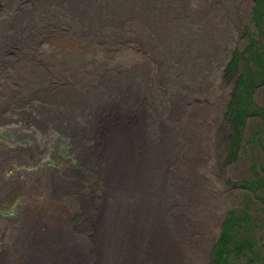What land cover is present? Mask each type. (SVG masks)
Masks as SVG:
<instances>
[{"label":"rangeland","instance_id":"374dc122","mask_svg":"<svg viewBox=\"0 0 264 264\" xmlns=\"http://www.w3.org/2000/svg\"><path fill=\"white\" fill-rule=\"evenodd\" d=\"M149 1L160 7L158 0ZM182 1L187 8L180 18L165 13L160 21L148 16L151 24L142 22L147 46L135 35L115 34L112 27L89 30L80 22L81 5L76 1L0 0V264H114L101 255L99 233L90 228L106 214L108 218L114 205L129 210L145 195L138 188L126 191L106 183L104 173L90 162L89 148L101 135L93 120L100 104L80 106L86 93L81 86L77 91V83L52 74V66L66 56L78 57L80 63L97 62L99 69L77 71L79 79L98 81L93 89L100 91L104 70L121 79V94L110 90L112 79L106 83L108 89L101 95L108 104L104 113L127 125L128 118L140 121L149 142H156V125L168 121L166 111L173 110L174 99H181L186 111L195 106L206 110L201 125L207 140H200L204 163H195L194 169L206 185L197 195L186 192L198 216L197 227L180 229L184 264H264V187L258 182L264 178V135L257 131L264 116L249 114L244 123L229 113L247 68V46L256 40L264 50V17L256 23L253 16L257 9L264 11V0L177 3ZM148 6L153 7L150 2ZM210 12L221 13L216 28ZM44 69H50L46 85L33 90L28 72ZM250 96L264 110V81ZM71 101L78 107L73 119ZM123 110L126 115L119 116ZM179 155L177 159L190 160ZM182 181L180 175L177 182ZM117 194L122 196L119 201L113 199ZM96 196L104 199L102 211L94 206ZM151 199L145 200L153 211L156 199ZM170 200L161 198L162 211ZM246 214L248 221L232 239V247L220 245L229 219L243 221ZM44 222L54 224L65 237L55 243L58 256L48 250Z\"/></svg>","mask_w":264,"mask_h":264},{"label":"bare ground","instance_id":"6f19581e","mask_svg":"<svg viewBox=\"0 0 264 264\" xmlns=\"http://www.w3.org/2000/svg\"><path fill=\"white\" fill-rule=\"evenodd\" d=\"M70 2L81 5L80 17L82 18H80V22H84L89 30V26L97 32L99 30L108 31V27H112L115 34L133 37L135 35L139 41L142 38V43L147 46H149V36L147 32L142 30V22L151 24V18L154 21H160L165 13L175 20L176 16H182L187 8L185 2L177 3L178 0H158L160 7L149 0H70ZM148 2L153 7L145 8L144 5H148ZM148 16L151 17L150 20ZM209 17L216 28L215 23L221 18V13L212 14L210 12ZM73 19L75 18L72 17ZM122 23L123 25H121ZM67 24H72V22L68 21ZM69 26L73 27L72 25ZM61 59L63 60L62 63L57 61L58 64L52 66V74L57 75V77L68 78L73 84L77 83L79 85L77 91H80L81 86L83 92L86 93L81 94L80 106H85L86 102L93 104L92 101L100 104L94 109L96 112L93 113V120L97 128L100 129L101 135L94 139L96 143L89 148V152H91L90 162L94 163L97 171L104 173L106 183L114 182L118 186H116L117 188L126 191L138 188L139 191L142 190L145 193L142 195L143 197H138L129 210L128 206L125 210L116 204L113 210L109 212L108 218L106 214V218H102L104 221H97L92 224L93 226L91 225L90 230L93 233H99L100 241H97L96 244H98L101 255L114 260V264H184L186 257L182 256L179 250L182 245L180 229L183 225L197 227L195 223L198 216L197 209L186 201V192L197 195V192H200L206 185L205 179H201L198 176L199 173L194 170L195 163L201 167L203 162L200 140L203 143L207 140V136H205L206 128L201 125V119L207 114L206 110L195 106L192 107L194 110L186 111L182 100L174 99L173 110L166 111L168 121L156 125L160 129L156 142H149L144 127L139 123L140 121L133 122L128 118L126 120L127 125L125 120L118 119L108 114L109 112L104 113L105 106L108 104L103 102L101 95L103 91L108 89L106 83L112 79L114 85L110 90L116 94H121L123 88L119 85L120 78L116 81L113 72L104 70L103 79L99 80L101 84L100 91H98L93 89L94 86L91 87L92 84H98V81L90 80L89 82L79 79L80 76L77 73L79 68L88 71L99 69L97 62L80 63L78 57L72 56L61 57ZM28 74L31 76L32 89L35 90L45 84L50 76V69L28 72ZM131 78V75L127 77V79ZM44 88L46 86L42 89ZM117 100L115 99V101ZM75 104L77 103L73 104L72 101L69 103L70 119L77 115L74 109H78V107H75ZM137 108L140 109V106ZM199 110L202 111L197 114ZM118 115L125 116L126 113L123 110L119 111ZM196 117L198 118L196 119ZM160 120L162 121L163 118ZM141 121H143V117H141ZM142 140L146 141V143H142L143 147L140 146ZM79 141L80 139H77L73 142ZM179 153L187 156L190 160L177 159V157L180 158ZM174 164H178V167L168 169ZM180 175L183 179L181 184L177 182ZM172 190H177V193L170 194L169 192ZM117 195L113 196V199L115 201L121 200L122 196ZM177 196L184 199L177 200ZM164 197L172 199L168 203H163L166 211H162L159 206L161 198ZM146 198L148 200L149 198H152L151 200L156 199L155 210L151 211L149 201L145 200ZM95 199L97 202H94V206L102 211L103 206L101 204L104 203V199L97 196ZM137 215L142 216L140 218ZM148 220L150 222H147ZM165 221L171 225L167 226ZM243 221L247 223L244 218ZM41 226L45 229L49 241V252L58 256L59 252L55 243L58 245L65 240L63 233L57 230L52 223L44 222L41 223ZM136 236L139 242L135 241ZM102 238L105 239L104 242ZM229 245L232 243L230 242ZM229 245L227 244V246ZM186 247L192 248L189 244ZM40 251L42 255H46V251L44 252L42 248ZM197 262L201 263L200 260Z\"/></svg>","mask_w":264,"mask_h":264},{"label":"trees","instance_id":"16d2710c","mask_svg":"<svg viewBox=\"0 0 264 264\" xmlns=\"http://www.w3.org/2000/svg\"><path fill=\"white\" fill-rule=\"evenodd\" d=\"M253 13L256 23L257 21L260 22V20H262L261 18L264 17V11L259 12V10L257 9L253 11ZM262 21H264V18ZM257 42L258 41L256 40L250 41L249 45L246 48L248 51H250V56L247 60V68L243 73L241 81H238V90H240H235V95L236 93H238V95L235 99L232 100L231 107L229 108L230 115H234V117L232 118H234L235 120L236 118H238L239 120H243L244 123L246 122V118L249 114L264 116V110L257 106L254 103L252 96H250L253 89L264 81V50L262 49V47L257 46ZM247 95L250 96L249 100L245 98V96ZM240 123L242 124V121ZM257 131L261 132L264 135V119L263 124H261V127H258ZM260 177L263 178V175H261ZM258 182L262 187H264V178L261 181L258 180ZM243 218L248 221L247 214ZM245 223L246 222L244 221L229 219L226 227L224 228L222 238L221 240H219L220 245L227 246V244L229 245L230 242L232 243V239L237 235V231L241 232V230L245 228ZM251 246L252 245H249V247Z\"/></svg>","mask_w":264,"mask_h":264}]
</instances>
